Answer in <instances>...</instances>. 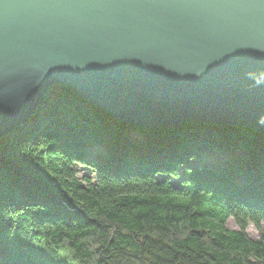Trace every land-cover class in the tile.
<instances>
[{"label":"trees","instance_id":"16d2710c","mask_svg":"<svg viewBox=\"0 0 264 264\" xmlns=\"http://www.w3.org/2000/svg\"><path fill=\"white\" fill-rule=\"evenodd\" d=\"M0 264H264V132L142 128L54 83L0 138Z\"/></svg>","mask_w":264,"mask_h":264},{"label":"water","instance_id":"95a60500","mask_svg":"<svg viewBox=\"0 0 264 264\" xmlns=\"http://www.w3.org/2000/svg\"><path fill=\"white\" fill-rule=\"evenodd\" d=\"M57 82L142 128L264 132V0H0V138Z\"/></svg>","mask_w":264,"mask_h":264},{"label":"rangeland","instance_id":"374dc122","mask_svg":"<svg viewBox=\"0 0 264 264\" xmlns=\"http://www.w3.org/2000/svg\"><path fill=\"white\" fill-rule=\"evenodd\" d=\"M211 156L216 157L217 154L216 153H211V155H209V158ZM227 224L231 228L238 227V225L235 223V221L233 219H230ZM247 232H248L249 236L252 237V238H255V239L261 238V231L259 229H257L253 224L249 225V227L247 228Z\"/></svg>","mask_w":264,"mask_h":264}]
</instances>
